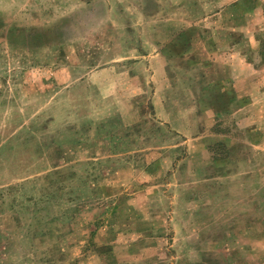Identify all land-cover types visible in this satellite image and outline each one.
<instances>
[{
    "label": "rangeland",
    "instance_id": "rangeland-1",
    "mask_svg": "<svg viewBox=\"0 0 264 264\" xmlns=\"http://www.w3.org/2000/svg\"><path fill=\"white\" fill-rule=\"evenodd\" d=\"M0 264H264V0H0Z\"/></svg>",
    "mask_w": 264,
    "mask_h": 264
}]
</instances>
